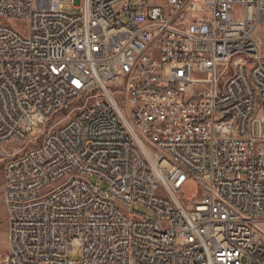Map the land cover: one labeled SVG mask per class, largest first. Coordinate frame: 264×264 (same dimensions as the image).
I'll return each mask as SVG.
<instances>
[{
	"label": "built area",
	"instance_id": "built-area-1",
	"mask_svg": "<svg viewBox=\"0 0 264 264\" xmlns=\"http://www.w3.org/2000/svg\"><path fill=\"white\" fill-rule=\"evenodd\" d=\"M69 2L0 0L4 264H264V0Z\"/></svg>",
	"mask_w": 264,
	"mask_h": 264
},
{
	"label": "rangeland",
	"instance_id": "rangeland-1",
	"mask_svg": "<svg viewBox=\"0 0 264 264\" xmlns=\"http://www.w3.org/2000/svg\"><path fill=\"white\" fill-rule=\"evenodd\" d=\"M63 2V12L67 15H77L79 14L77 11L73 10L72 3L69 2V0H60ZM161 5L164 4V2H154L153 5ZM262 51L264 53V44ZM44 129V124H38L36 127L32 129V131L28 134L27 140H33L34 138H37L41 136L42 132ZM254 132L256 135H264V122L256 123L253 128ZM25 148L22 145L19 144H7L0 146V264H4L3 259L4 256L7 253V240H8V229L6 226V217H5V212L2 207L1 203V197H2V191H3V183H4V174H3V169L4 165L6 162V159L2 158L3 153L5 155H10L15 152H18L20 150H23ZM89 181L91 183H99L100 187L102 189H105L106 186L103 182L96 178H90ZM183 192L185 193L184 198L191 194V192H194L193 189L191 190L189 187L185 185ZM197 193V190L195 191ZM200 199H196L193 203L191 204H197ZM129 213H135L139 214L141 216H146V217H152V213L148 211L145 207L139 206L135 203L131 204L130 207L127 209ZM69 259L74 262H80L82 259V256L80 253H74L71 254L69 253Z\"/></svg>",
	"mask_w": 264,
	"mask_h": 264
},
{
	"label": "bare ground",
	"instance_id": "bare-ground-1",
	"mask_svg": "<svg viewBox=\"0 0 264 264\" xmlns=\"http://www.w3.org/2000/svg\"><path fill=\"white\" fill-rule=\"evenodd\" d=\"M161 238H169V231H161Z\"/></svg>",
	"mask_w": 264,
	"mask_h": 264
}]
</instances>
